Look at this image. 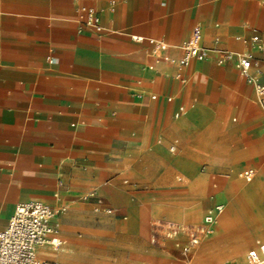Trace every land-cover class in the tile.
<instances>
[{
	"label": "crops",
	"instance_id": "crops-1",
	"mask_svg": "<svg viewBox=\"0 0 264 264\" xmlns=\"http://www.w3.org/2000/svg\"><path fill=\"white\" fill-rule=\"evenodd\" d=\"M88 11L97 14V27L86 23ZM195 27L202 31L206 59L182 68V45ZM255 34L264 45V0H0V231L18 205L31 201L59 205L58 212L65 202L94 212L99 207L96 213L109 208V215L123 213L125 220L138 214L140 235L149 234V243L155 220L200 224L220 205L208 208L198 223L158 218L149 228L148 214L122 177H136L138 163L166 164L159 154L163 139L173 136L165 150L175 156L181 146L178 122L189 111L191 119H201L211 105L220 118L235 113L237 125L229 130L240 136L262 125L261 136L246 138L238 152L217 159L245 165L233 178L253 183L264 165V109L235 62H219L227 52L248 53L258 65L253 74L264 81V47L245 46ZM150 41L164 47L154 53ZM181 106L186 113L175 120ZM216 121L207 129L211 142L221 128ZM180 162L179 157L172 166ZM247 170L256 173L250 183L238 176ZM203 182L204 175L197 177L193 189ZM223 189L236 192L221 205L225 211L239 190ZM56 217L51 238L60 246L38 249L39 259L51 264L58 262L45 256V248L66 246L58 236L77 221L76 215ZM184 242L166 247L182 253ZM259 243L264 241L242 250L245 264ZM216 252H200L198 264H215Z\"/></svg>",
	"mask_w": 264,
	"mask_h": 264
},
{
	"label": "rangeland",
	"instance_id": "rangeland-1",
	"mask_svg": "<svg viewBox=\"0 0 264 264\" xmlns=\"http://www.w3.org/2000/svg\"><path fill=\"white\" fill-rule=\"evenodd\" d=\"M255 98L259 103L256 96ZM199 104L201 103L197 105ZM204 109L205 114L201 119H191L193 111H189L187 117L178 122V124L182 123V133L177 135L181 146L175 156H170L165 150L173 136L169 140L163 139L159 154L165 158L166 164L138 163L137 176L134 178L124 176L122 180L128 181V191L137 197L135 204L143 207L148 214L149 228L151 221L158 218L177 219L186 223L200 222L208 208L224 205L229 197L235 195L236 192L227 194L223 186L229 192L235 188L239 190L232 201L238 204L239 220L234 221L229 229L220 233L217 223L216 229L203 240L202 245L200 244L194 253L185 256L171 245L164 248L151 245L149 234L147 237L140 235L138 214L130 215L125 220L123 213L116 215L96 213L94 207L76 209L71 204L61 202L60 205L66 208L65 213L58 211L55 213L69 218L76 215L77 221L73 222L75 225L64 231L62 236H58L67 240V245L57 249L63 251V256L51 262H58L54 264H196L194 261L197 254L202 252L206 255L210 249L216 248L215 264L225 262L240 264L233 257L235 250L240 249L242 253L245 247H252L256 240L264 241L258 236V232L264 228V186L261 187L262 189L252 191H242L238 187L240 184L251 186L256 185V182L264 183V177L258 172L253 183L246 184L233 178V175L245 165H226L217 162L219 156L238 152L246 138L261 136L262 125L240 136V131L229 130L237 125L232 122L236 117L235 113L220 118L216 115L215 107L210 105ZM216 120L221 128L211 142L207 129ZM179 157L181 162L172 166V161ZM222 174H228L230 177L222 178L220 177ZM201 175H204L207 182L196 184L193 189L194 181ZM223 181H233L237 185L233 187L225 182L222 186ZM215 183L216 187H214ZM55 209L59 210L60 206ZM198 216L199 220L195 221ZM129 225L131 227L125 228ZM148 230L144 229V233ZM241 257L245 264L244 254Z\"/></svg>",
	"mask_w": 264,
	"mask_h": 264
},
{
	"label": "built area",
	"instance_id": "built-area-1",
	"mask_svg": "<svg viewBox=\"0 0 264 264\" xmlns=\"http://www.w3.org/2000/svg\"><path fill=\"white\" fill-rule=\"evenodd\" d=\"M99 18L96 13L88 11L86 13V23L97 27ZM132 41L142 43L143 38L132 37ZM157 53L164 47L162 43L150 41ZM245 46H249L258 51L264 45L258 34H255L249 41H245ZM206 59V51L202 46V31L195 27L190 37L182 45V57L179 64L182 68H187L194 61L203 62ZM234 61L241 77L247 84L251 85L258 97L261 107L264 109V81H260L259 75L253 74V69L258 65L253 57L248 53L227 52L220 60V64ZM257 73L260 70L257 69ZM169 102L172 99H168ZM186 113V109L181 106L174 115V119H180ZM171 153H175L176 147L172 146ZM254 170H247L239 173V178L250 183L255 177ZM102 201L98 205L102 206ZM224 207L217 206L208 211L203 221L197 225L178 224L170 221L155 220L152 222L150 231V244L163 248L168 242L183 239L182 253L188 256L194 252L205 238L213 233L218 217L223 213ZM66 209H61L65 212ZM96 212L100 211L97 207ZM106 214H113V210L104 208ZM55 210L50 206L40 202L31 201L20 204L16 207L14 215L7 227L0 231V264H51L38 257V249L44 246L59 247L60 243L52 239L56 226L53 223ZM247 264H264V243H259L258 248L248 252L246 256Z\"/></svg>",
	"mask_w": 264,
	"mask_h": 264
},
{
	"label": "bare ground",
	"instance_id": "bare-ground-1",
	"mask_svg": "<svg viewBox=\"0 0 264 264\" xmlns=\"http://www.w3.org/2000/svg\"><path fill=\"white\" fill-rule=\"evenodd\" d=\"M259 147L260 148L261 147L263 148V145H260ZM259 172L261 173V176L264 177V166L260 168ZM263 186H264V183H262V182L261 183L256 182V185L244 186L243 184H240L238 187L242 191H252V190H257V189L259 190ZM42 203H44V202H42ZM237 205L234 202L229 203L227 205V207H226L227 210L225 211V213H223V215L222 214L220 215L221 218L219 219V222H218V225H219V228H220L219 229V233L226 231L227 229H229L232 226V224H233L234 221L239 220L240 217H239ZM53 209H55V208H53ZM55 211H58V209H55ZM199 214H200V212H199ZM56 215H57L56 213L53 215V219H57L58 218V217H56ZM187 215H189V214H187ZM194 219H195V217H194ZM258 236H260V237H262L264 239V228L258 232ZM45 256L48 259H50V260L53 261V260L60 259L63 255L56 248H45ZM241 256H242V253H241V250L240 249L234 251V256H233L234 259H237L240 264H244V261L242 260V257ZM198 260H199V254H197V256L195 257V261L194 262L196 264H198Z\"/></svg>",
	"mask_w": 264,
	"mask_h": 264
}]
</instances>
